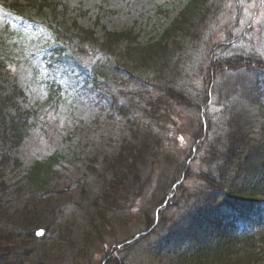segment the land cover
Listing matches in <instances>:
<instances>
[{
	"label": "rangeland",
	"instance_id": "rangeland-1",
	"mask_svg": "<svg viewBox=\"0 0 264 264\" xmlns=\"http://www.w3.org/2000/svg\"><path fill=\"white\" fill-rule=\"evenodd\" d=\"M57 1L68 6L71 18H66L62 12L54 19L50 14L47 23L41 20L33 23L27 31V39L21 40L22 51L16 52L19 55L17 60L23 62L18 83L28 97L24 106L27 109L37 107L39 114L38 122L18 152L22 168L12 173L4 185L0 184V222H7L18 210L37 208L43 223L52 226L45 240L56 239L45 264H170L167 261L171 252L200 241L191 236L187 238L186 234L177 237L171 226L181 213L187 211V203L195 207V192L202 188L203 180L199 173L207 169V163L203 162L206 149H223L226 145L230 130L228 112L232 106L231 99L219 94L224 79L213 74L210 85L213 95L207 103H200V107L179 105L171 100L168 122L147 118L151 116L143 111L152 91L141 89L134 80L126 81V89L109 83L91 91L89 88L81 90L76 79L64 76V96L58 103L47 105L49 94L45 85L40 81L33 83L29 71L31 66H37L42 76H47L43 59L50 50V24L70 25L76 19L78 24L93 30L99 37L108 30L133 29L138 42L143 44L154 36H161L189 2ZM11 3L12 0H0V36L4 21L12 18ZM98 18L100 24L96 25ZM246 54H256L264 60V0H222L199 39L189 42L180 57L181 75L176 87L196 98L205 89L204 75L212 58L223 60ZM89 56V63L101 59L94 53ZM261 75L264 80V73ZM7 88L11 89L12 85ZM128 99L139 107L134 106L126 118L124 112L119 113L114 101L128 106ZM247 102L244 98L240 109H244L252 121L250 131L256 138L261 135L258 131L264 127V118L258 108L246 105ZM133 124L143 126L145 130L148 126L152 130L150 133L157 136L155 142L163 147L155 166L158 169L149 163L140 166L146 195L138 199L135 208L126 213V218L114 220L113 230L105 235L104 242L94 240L87 254L82 253L84 235L91 231L93 217L102 207V192L109 184V163L121 152L125 142L132 141V132L136 128ZM201 135L204 136L200 139ZM56 155L60 156L54 168L56 175L45 187L33 190L21 184L26 170L35 162ZM174 169L177 171L175 175ZM162 170L165 172L161 175ZM258 177L253 189L262 203L256 206L246 203L242 217L239 213H223L224 218L215 223L210 236L202 235V238L217 243L229 233H242L248 227L255 228L264 238V169ZM178 179L182 188L174 185ZM183 189L192 195L184 192L178 199V193ZM166 198L167 202L160 207ZM259 264H264V260Z\"/></svg>",
	"mask_w": 264,
	"mask_h": 264
},
{
	"label": "trees",
	"instance_id": "trees-1",
	"mask_svg": "<svg viewBox=\"0 0 264 264\" xmlns=\"http://www.w3.org/2000/svg\"><path fill=\"white\" fill-rule=\"evenodd\" d=\"M221 1L189 0L161 36H154L143 44L138 42L133 29L119 32L108 30L104 31L103 37H99L93 30L78 24L76 19L70 25L50 24L51 44L54 43V47L50 44L51 56L44 62L48 74L43 77L39 67L33 66L29 71L33 83L40 81L46 85L49 94L47 105L58 103L63 96V82L58 79L60 71L74 73L76 67H79L86 77L84 87L90 84L95 89H101L109 83L126 89V81L134 80L141 89L152 91L143 113L151 116L148 119L158 122L169 121L168 105L172 101L179 105L192 104L199 107L200 103H207L213 95L210 86L213 74L222 76L224 81L219 94L231 99L232 106L228 112L230 130L226 145L223 149H206L203 162L207 163V169L199 173L203 180L202 188L195 192V207L185 204L189 208L171 226L176 230L177 237L181 238L186 234L187 238L191 236L200 241L171 252L172 255L167 261L170 264H259L264 260V238L255 230L231 232L217 243L205 240L204 236L202 238V235L210 236L215 223L224 218L223 213H239L242 216L246 203H259L253 186L264 169V127L258 131L261 135L253 138L250 131L252 121L248 119L247 112L240 108L246 98L248 102L245 104L258 108L259 114L264 118V80L261 78V73H264V60L256 54L235 55L223 60L214 57L204 75L205 89L198 97L193 98L186 90L176 87L181 75L180 57L187 50L189 42L194 43L199 39L210 17L219 9ZM10 8L14 17L5 21L0 36L2 185L12 173L22 168L18 152L32 127L38 122V108L27 109L24 106L28 97L18 83L19 68L23 66V62L17 60V53L23 49L20 43L25 39L27 31L24 25L27 27L38 20L47 23L50 14L52 19L62 12L66 18H71L72 14L67 5L57 0H12ZM99 22L98 18L96 25ZM93 53L101 59L86 62ZM11 85L12 88L8 89L7 86ZM128 102L127 106L114 101L119 113L124 112L126 118H129L127 113L134 106L139 107V104H133L129 99ZM201 114L204 115V112ZM203 126L202 122V129ZM134 127L132 141L125 142L121 152L109 163V184L102 192V207L93 217L91 231L84 235L82 253L87 254L94 240L104 242L105 235L113 230L114 220L117 217L126 218V213L135 208L138 199L146 195L142 176L140 177V166L149 163L155 167L159 160V151H163V147L155 142L157 136L150 133V127L147 126L146 130L143 126ZM59 157L56 155L35 162L26 170L21 184L33 190L45 187L56 175L54 168ZM164 172L162 170L161 175ZM176 172L174 169V175ZM182 176L183 171L180 178ZM181 184V180L174 183L176 187L182 188ZM179 192L178 199H181L183 193L189 191L183 189ZM189 195L192 194L189 192ZM165 202L167 198L160 203V207ZM40 228L48 234L52 226L43 223L41 212L34 207L18 210L7 222H0V264H45L51 245L56 239L49 238L47 241L45 236L37 237L36 230Z\"/></svg>",
	"mask_w": 264,
	"mask_h": 264
},
{
	"label": "water",
	"instance_id": "water-1",
	"mask_svg": "<svg viewBox=\"0 0 264 264\" xmlns=\"http://www.w3.org/2000/svg\"><path fill=\"white\" fill-rule=\"evenodd\" d=\"M41 232L43 233L42 235L38 234V233H41ZM44 234H45V232H44L43 230H39V231H37V235H38V236H43Z\"/></svg>",
	"mask_w": 264,
	"mask_h": 264
},
{
	"label": "snow or ice",
	"instance_id": "snow-or-ice-1",
	"mask_svg": "<svg viewBox=\"0 0 264 264\" xmlns=\"http://www.w3.org/2000/svg\"><path fill=\"white\" fill-rule=\"evenodd\" d=\"M183 138L181 137V140H182ZM38 234H40V235H42L43 233L41 232V233H38Z\"/></svg>",
	"mask_w": 264,
	"mask_h": 264
}]
</instances>
